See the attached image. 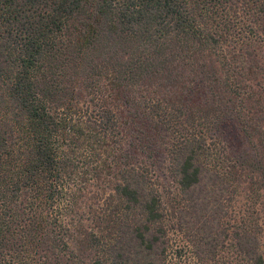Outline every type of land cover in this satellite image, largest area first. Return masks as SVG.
I'll use <instances>...</instances> for the list:
<instances>
[{"label":"trees","instance_id":"obj_1","mask_svg":"<svg viewBox=\"0 0 264 264\" xmlns=\"http://www.w3.org/2000/svg\"><path fill=\"white\" fill-rule=\"evenodd\" d=\"M166 173L199 260L264 264L227 217L264 193V0H0V264H164Z\"/></svg>","mask_w":264,"mask_h":264},{"label":"rangeland","instance_id":"obj_2","mask_svg":"<svg viewBox=\"0 0 264 264\" xmlns=\"http://www.w3.org/2000/svg\"><path fill=\"white\" fill-rule=\"evenodd\" d=\"M165 166H167L165 164ZM166 176V179H165ZM160 190L162 194L163 205L167 210V227L169 235V247L164 257V264H239L238 255L234 250L220 249L218 255L214 259L199 260L200 256L196 255V248L189 243L186 238V230L179 224L180 216H176L170 209L171 196L170 192L174 189V184L170 180L169 175L164 174V178L160 180ZM261 197L258 201H251L249 193L243 191L237 193L236 197L230 204L228 211V219H230L231 227L238 224L246 214L248 217L264 223V193L260 192ZM253 205V206H252ZM225 242V241H224ZM74 245V244H71ZM261 254L264 258V237L262 238Z\"/></svg>","mask_w":264,"mask_h":264}]
</instances>
